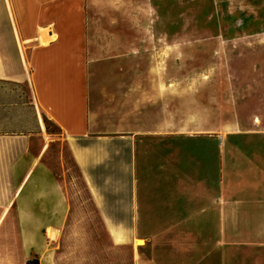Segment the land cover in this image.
Masks as SVG:
<instances>
[{
  "label": "crops",
  "instance_id": "0c3cea01",
  "mask_svg": "<svg viewBox=\"0 0 264 264\" xmlns=\"http://www.w3.org/2000/svg\"><path fill=\"white\" fill-rule=\"evenodd\" d=\"M150 1L0 0V86L22 87L35 115L21 127L20 103L0 102V218L12 214L20 226L22 264L34 255L69 264L59 259L73 208L65 154L113 246L143 248L162 240L164 226L228 222L223 204L214 220L216 198L228 202L232 190L225 137L183 132L166 116L163 88L149 86L150 25L134 19ZM254 185L252 264H264V178ZM214 255L229 264L223 249ZM148 262L139 254L130 264Z\"/></svg>",
  "mask_w": 264,
  "mask_h": 264
},
{
  "label": "rangeland",
  "instance_id": "374dc122",
  "mask_svg": "<svg viewBox=\"0 0 264 264\" xmlns=\"http://www.w3.org/2000/svg\"><path fill=\"white\" fill-rule=\"evenodd\" d=\"M161 1H150L144 7L148 13L134 19L135 26L142 20L150 25L144 34L149 86L163 88L166 116L183 132L225 137L230 155L224 182H230L232 190L228 202L216 198L214 220L221 218L216 209L223 204L228 222L164 226L167 231L162 240L150 241L143 248L113 246L107 229L92 219L88 194L65 154L73 208L71 223L62 235L59 259L63 263L130 264L143 254L149 257L148 264H221V257L214 254L223 249L229 264H252L254 182L264 178V167L256 155L264 140V0ZM133 53L137 56L139 50L135 47ZM13 101L21 105L16 122L29 127L35 115L34 108L24 104V89L0 86L3 109ZM46 125L59 131L53 123ZM239 191L246 195L237 205ZM12 217L4 214L0 218V264H22L20 226Z\"/></svg>",
  "mask_w": 264,
  "mask_h": 264
},
{
  "label": "trees",
  "instance_id": "16d2710c",
  "mask_svg": "<svg viewBox=\"0 0 264 264\" xmlns=\"http://www.w3.org/2000/svg\"><path fill=\"white\" fill-rule=\"evenodd\" d=\"M26 264H40V258L38 255H34L33 258L31 257L28 259Z\"/></svg>",
  "mask_w": 264,
  "mask_h": 264
},
{
  "label": "bare ground",
  "instance_id": "6f19581e",
  "mask_svg": "<svg viewBox=\"0 0 264 264\" xmlns=\"http://www.w3.org/2000/svg\"><path fill=\"white\" fill-rule=\"evenodd\" d=\"M54 233V232H53ZM53 236V235H52Z\"/></svg>",
  "mask_w": 264,
  "mask_h": 264
}]
</instances>
